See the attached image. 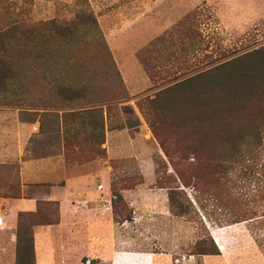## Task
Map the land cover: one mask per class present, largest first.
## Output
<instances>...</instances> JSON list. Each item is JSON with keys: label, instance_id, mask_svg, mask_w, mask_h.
Listing matches in <instances>:
<instances>
[{"label": "trees", "instance_id": "1", "mask_svg": "<svg viewBox=\"0 0 264 264\" xmlns=\"http://www.w3.org/2000/svg\"><path fill=\"white\" fill-rule=\"evenodd\" d=\"M17 5L0 0V106L17 108L21 122H38L40 134L61 131L69 163L105 157L106 130L125 129L132 138L146 123L162 152L154 159L155 188L167 190L170 211L187 216L196 209L190 188L209 221L249 223L264 244V43L174 77L139 97L137 112L89 0H75L73 17L63 20H30L29 7ZM138 176L121 187L111 181L116 223L133 219L121 190L142 183ZM12 181L16 187L4 183L1 196L21 197L20 170ZM59 221L58 200L19 211L15 264H36L35 227ZM189 253L219 249L206 229Z\"/></svg>", "mask_w": 264, "mask_h": 264}, {"label": "rangeland", "instance_id": "2", "mask_svg": "<svg viewBox=\"0 0 264 264\" xmlns=\"http://www.w3.org/2000/svg\"><path fill=\"white\" fill-rule=\"evenodd\" d=\"M11 1H17V6L23 1L29 7L24 17L35 21L70 19L76 8L75 0ZM89 2L118 69L123 64V69L127 66L135 72L136 66L142 73L137 85L128 82L131 91L127 89L130 96L135 95L129 103L137 112L139 97L153 94L174 77L184 78L212 59L264 43V0ZM45 82L46 79L42 84ZM17 120V108L0 106V147H7L9 131L18 130ZM24 123L29 131L31 123ZM25 131L24 127L20 130L22 135ZM120 132L116 130L112 136L118 150L112 149L109 137L105 138V157L82 163L64 159L67 175H92L96 183L91 177L74 180L82 188L88 187L81 197L91 195L81 199L80 207L74 211L64 202L62 224L35 227L36 264H264L259 230L245 222L213 224L199 208L190 188L185 191L196 209L187 215L190 217L174 215L168 206L167 190L155 188L154 159L162 152L150 128L143 123L132 138L125 129ZM50 141L31 139L29 148L33 152L27 156L42 157ZM19 143L16 137V148ZM0 164L2 193L4 183L16 187L12 179L20 169L17 162ZM133 175H140L142 183L121 190L133 209V219L119 224L112 219L110 184L115 180L119 187L128 185ZM95 205L99 209L92 210ZM3 224L0 218V227ZM206 229L219 254H190L192 244L206 235ZM0 264H15L7 244L0 247Z\"/></svg>", "mask_w": 264, "mask_h": 264}, {"label": "crops", "instance_id": "3", "mask_svg": "<svg viewBox=\"0 0 264 264\" xmlns=\"http://www.w3.org/2000/svg\"><path fill=\"white\" fill-rule=\"evenodd\" d=\"M141 69L144 71L143 67ZM122 79L128 90L131 88L128 84L136 86L137 77H142V73L135 66V72L131 68L124 66L119 67ZM145 72V71H144ZM126 73V74H124ZM145 74V73H144ZM126 75V76H125ZM127 77V78H126ZM18 130L12 129L9 131V141L6 148L0 147V163H14L19 164L21 177V197L12 198L0 195V205L3 213L0 214L1 221L4 219V224L0 227V247L5 244L11 246V255L15 256V228L17 213L22 210H34L36 200H58L60 210V221L63 219V203L66 202L67 208L74 211L80 207L78 203L81 199L88 196H82V191H87L88 187L82 188L80 182H75L77 179H84L87 177L93 178L94 185L96 180L92 175H67V169L64 164L63 157V138L61 131L40 134L38 133V122L31 124L28 131L27 124L17 120ZM26 124V125H25ZM25 128V134L22 135L20 130ZM116 131V130H115ZM114 130H106L105 138H110V144L113 150L119 148L113 142ZM123 133V129H120ZM16 137H18L19 146L16 148ZM33 138H42L45 141H50L44 148L42 157L27 156L33 152L29 148V142ZM107 139V138H106ZM54 143L52 144V142ZM105 145V142L103 146ZM105 147V146H104ZM94 188V186H93ZM92 192V189H90ZM89 191V190H88ZM72 208V209H71ZM99 209L96 205L92 210ZM52 226V225H48ZM35 237V235H34Z\"/></svg>", "mask_w": 264, "mask_h": 264}]
</instances>
